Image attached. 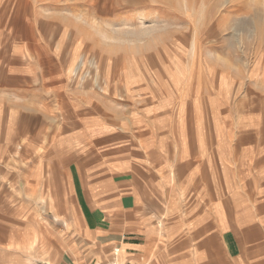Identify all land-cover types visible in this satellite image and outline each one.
Masks as SVG:
<instances>
[{"label":"rangeland","instance_id":"rangeland-1","mask_svg":"<svg viewBox=\"0 0 264 264\" xmlns=\"http://www.w3.org/2000/svg\"><path fill=\"white\" fill-rule=\"evenodd\" d=\"M152 22L155 37H110ZM1 92L22 103L0 120L25 141L0 147V170L44 178L50 225L57 179L71 201L67 136L81 147L99 126L158 142L200 125L203 140L249 127L264 138V0H0Z\"/></svg>","mask_w":264,"mask_h":264},{"label":"crops","instance_id":"crops-1","mask_svg":"<svg viewBox=\"0 0 264 264\" xmlns=\"http://www.w3.org/2000/svg\"><path fill=\"white\" fill-rule=\"evenodd\" d=\"M4 94L0 107H20ZM97 127L81 147L67 136L71 201L57 179L50 225L44 178L25 184L0 170V264H264V138L254 129L203 140L197 125L156 142L148 130ZM13 128L2 115L6 155L25 141Z\"/></svg>","mask_w":264,"mask_h":264},{"label":"bare ground","instance_id":"bare-ground-1","mask_svg":"<svg viewBox=\"0 0 264 264\" xmlns=\"http://www.w3.org/2000/svg\"><path fill=\"white\" fill-rule=\"evenodd\" d=\"M98 5V4H97ZM77 18H81L79 16H77ZM144 19V16L141 17ZM82 20V19H81ZM159 23L156 22H152L149 26H146L144 23L140 24L137 28L133 27V25H128L127 27H125V29H115L113 26V30L112 33L110 35V37L115 39L116 38H121L120 35H130L132 37H155V35L158 34V32L162 29V27L160 25H158ZM103 37H108L107 35H103Z\"/></svg>","mask_w":264,"mask_h":264},{"label":"built area","instance_id":"built-area-1","mask_svg":"<svg viewBox=\"0 0 264 264\" xmlns=\"http://www.w3.org/2000/svg\"><path fill=\"white\" fill-rule=\"evenodd\" d=\"M114 264H119V263L115 262Z\"/></svg>","mask_w":264,"mask_h":264}]
</instances>
